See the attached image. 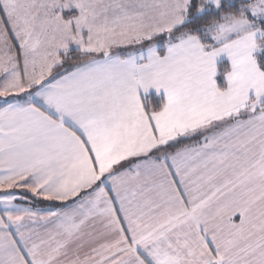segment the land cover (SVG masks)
<instances>
[{
	"label": "snow or ice",
	"instance_id": "6c2138e0",
	"mask_svg": "<svg viewBox=\"0 0 264 264\" xmlns=\"http://www.w3.org/2000/svg\"><path fill=\"white\" fill-rule=\"evenodd\" d=\"M0 264H264V0H0Z\"/></svg>",
	"mask_w": 264,
	"mask_h": 264
}]
</instances>
